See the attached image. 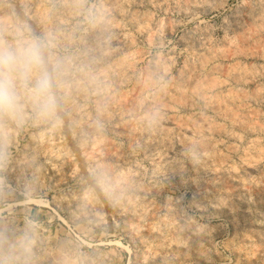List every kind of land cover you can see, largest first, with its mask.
<instances>
[{
  "label": "rangeland",
  "instance_id": "rangeland-1",
  "mask_svg": "<svg viewBox=\"0 0 264 264\" xmlns=\"http://www.w3.org/2000/svg\"><path fill=\"white\" fill-rule=\"evenodd\" d=\"M22 38L57 108L0 115V264H264V0H0V48Z\"/></svg>",
  "mask_w": 264,
  "mask_h": 264
},
{
  "label": "clouds",
  "instance_id": "clouds-1",
  "mask_svg": "<svg viewBox=\"0 0 264 264\" xmlns=\"http://www.w3.org/2000/svg\"><path fill=\"white\" fill-rule=\"evenodd\" d=\"M26 102L41 119L52 118L57 108L44 45L22 38L16 46L0 48V115L19 122Z\"/></svg>",
  "mask_w": 264,
  "mask_h": 264
},
{
  "label": "bare ground",
  "instance_id": "bare-ground-1",
  "mask_svg": "<svg viewBox=\"0 0 264 264\" xmlns=\"http://www.w3.org/2000/svg\"><path fill=\"white\" fill-rule=\"evenodd\" d=\"M203 55H204V54H203ZM203 57H204V56H203ZM206 57H207V56H206ZM199 58H201V61H202V62L204 61V59L202 60V56H200ZM207 60H209V59H207ZM207 60H206V61H207ZM204 62H205V61H204ZM208 62H209V61H208ZM200 63H201V62H200ZM209 63H210V62H209ZM203 65H204V64L202 63L201 66H203ZM205 65H207V63H206ZM211 65H212V64H211ZM195 66H196V65H195ZM199 67H200V66H199ZM209 67H210V66H208V68H209ZM190 68H191V67H190ZM190 68H188V70H189ZM196 68H197V66H196ZM214 68H215V67H214ZM214 68H211V70H214ZM230 68H231V67H230ZM233 68L235 69V67L232 66V68H231L232 71L234 70ZM236 68H237V67H236ZM241 68H242V67H241ZM192 69H193V70L190 69L191 71H193V73H192L191 75H193V74H194V75L197 74V72L194 73V70H195V69H194V68H192ZM216 69H217V68H216ZM228 69H229V67H228ZM228 69H225V72H226V70H228ZM238 69H239V68H238ZM242 69H243V68H242ZM188 70H187V71H188ZM197 70H200V68L197 69ZM205 70H206V69H205ZM231 70H230V71H227V72H228V73H229V72L231 73ZM239 70H241V69H239ZM239 70H236V71H237V72H240ZM244 70H245V69H244ZM184 71H186V70H184ZM191 71H190V72H191ZM201 71H202V70H201ZM207 71H208V70H207ZM207 71L204 72V70H203V72L206 73V74H207ZM217 71H218V70H217ZM221 71H222V69H221ZM182 72H183V71H182ZM227 72H226V75H227ZM234 72H235V70H234ZM241 72L244 73L245 71H241ZM247 72H248V71H247ZM209 73H211V72H209ZM209 73H208V75H209ZM214 73H215V72H213V74H214ZM235 73H236V72H235ZM181 74H184V73H181ZM181 74H179V76H180ZM186 74H187V73L185 72L184 75H186ZM232 74H233V73H232ZM239 74H240V73H239ZM245 74H246V77H247V73H245ZM245 74H244V75H245ZM198 75H200V72H199ZM208 75H207V76H208ZM214 75H215V74H214ZM248 75H250V73H249ZM228 76H229V75H228ZM240 76H241V75H240ZM196 77H198V76H196ZM196 77H194L193 79H195ZM202 77H203V76H201V78H200V80H202L201 83H202L203 81H204V83H205V82H209V81H211V82L213 83V82H214L213 79L215 80V78H213V75H212V74H211V76H210L212 79H210V80L207 79V80L205 81V79L203 80ZM208 77H209V76H208ZM214 77H215V76H214ZM234 77H235V75L233 76V78H234ZM246 77H245V78H246ZM187 78H189V79H188V80H189V82H188V86H189V84H191V83H190L191 80H190V77H189V73H188ZM187 78H186V79H187ZM205 78H206V75H205ZM229 78H230V77H229ZM233 78H230V79L233 80ZM152 79H153V78H152ZM227 79H228V78H227ZM230 79H229V80H230ZM154 80H156V79H154ZM195 80L197 81L198 79H195ZM195 80H192V81H195ZM150 81H153V80H150ZM237 81H238V80H237ZM237 81H236V82H237ZM239 81H240V80H239ZM241 81H242V80H241ZM102 82H103V81H102ZM185 82H187V81H185ZM198 82H199V81H198ZM211 82L209 83L210 85H212ZM218 82H220V81H218ZM236 82H235V83H236ZM151 83H153V85H154V81L151 82ZM151 83H150V85H151ZM155 83H156V82H155ZM174 83H175V81H174ZM214 83H217V80H215ZM214 83H213L214 87L217 86V85L214 84ZM221 83H222V82H221ZM240 83H241V82H240ZM146 84H147V83H146ZM146 84H144V85H146ZM156 84H157V83H156ZM202 84H203V83H202ZM202 84L199 85L198 83H193V84H191V85L189 86V89H190V87L192 88V90H193L192 92H193V93L198 94V97L201 96L200 98H203L202 95H203V92H205V91L201 92V89H202L203 87L205 88L206 86H209L208 83H207V85H204V86H202ZM219 84H220V83H219ZM219 84H218V85H219ZM236 84H237V83H236ZM144 85H143V86H144ZM172 85H174V84H172ZM172 85H171V86H172ZM176 85H178V84H177V81H176ZM180 85H182V84L180 83ZM183 85H184V84H183ZM220 85H222V84H220ZM201 86H202V88H201ZM145 87H146V88H149V85H148V87H147V86H145ZM177 87H178V86H177ZM177 87H176V88H177ZM182 87H183V86H182ZM211 87H213V86H209V87H208V90H209V88H210L211 90H213ZM219 87H220V86H219ZM176 88H175V87L173 88V90L175 89L176 97H178V99H179L180 97H182V99H184V100H188V97H187V99H185V96H188V94H186V91H187V90H184L185 92H182V90L184 89V87H183V89H182L181 91H179V89H180L181 87H178L179 89H178V91H176ZM204 88H203V89H204ZM217 88H218V87H217ZM220 88H221V87H220ZM143 89H145V88H143ZM185 89H186V84H185ZM160 90H161V89H159V91H160ZM204 90H205V89H204ZM219 90H220V89H219ZM237 90H238V89H237ZM237 90H236V91H237ZM104 91H105V90H104ZM159 91H158V92H159ZM162 91L164 92L165 90H162ZM206 91H207V90H206ZM229 91H230V93H231L232 89L228 90V92H229ZM236 91H234V92H236ZM160 92H161V91H160ZM178 92L181 93V95H179ZM187 92H189V91H187ZM208 92H209V91H208ZM210 92H211V91H210ZM216 92H217V91L215 90V93H216ZM219 92H221V90H220ZM234 92H233V93H234ZM242 92H243V91H242ZM244 92H246V91L244 90ZM261 92H262V91H261ZM173 93H174V92H173ZM213 93H214V92H213ZM230 93H229V94H230ZM246 93H248V92H246ZM258 93H259V96H261V95L264 94V93L262 94V93H260V92H257V95H258ZM159 94L161 95V93H159ZM175 94H174V95H175ZM177 94H178V95H177ZM196 94H195V95H196ZM199 94H202V95H199ZM211 94H212V93H210V95H211ZM217 94H218V92H217ZM219 94H220V93H219ZM223 94L225 95V93H223ZM223 94L221 93L222 98H223ZM229 94H227V95H228L227 98H229ZM231 94H232V93H231ZM260 94H261V95H260ZM155 95H156V94H155ZM172 95H173V94H172ZM190 95H191V94H190ZM192 95H193V94H192ZM208 95H209V94H208ZM210 95H209V96H210ZM227 95H226V96H227ZM240 95H241V93H240ZM250 95H252L253 100H256V98H255L256 93H254V95H253V93L250 94ZM257 95H256V97H258ZM157 96H158V95H157ZM203 96H204V95H203ZM213 96H214V95H213ZM233 96H234V95H233ZM236 96H237V95H236ZM236 96H234V97L237 98V100H238V99H239V100L241 99V98H238V97H236ZM154 97H155V96H154ZM160 97H161V96H160ZM176 97H174V98H176ZM219 97H220V96H219ZM219 97H216V95L214 96V98H217V99H218ZM244 97H246V96H244ZM250 97H251V96H250ZM158 98H159V97H158ZM189 98L194 99V98H192V97H189ZM204 98H205V97H204ZM209 98H210V97H208V99H209ZM211 98H212V96H211ZM227 98L224 97V99L227 100V102H226V101L223 102V103H224V106H225V102H226V104H228L229 101H230V100H228ZM232 98H233V97H232ZM242 98H243V97H242ZM254 98H255V99H254ZM261 98H262V97H261ZM263 98H264V95H263ZM263 98H262L261 100H263ZM126 99H127V98H126ZM159 99H160V98H159ZM176 99H177V98H176ZM178 99H177V100H178ZM180 99H181V98H180ZM212 99H213V98H212ZM217 99H216V100H217ZM220 99H221V97H220ZM230 99H231V96H230ZM233 99H234V98H233ZM233 99L231 100V102H233ZM243 99H244V98H243ZM258 99H260V98L258 97ZM139 100H140V99H139ZM149 100H150V99H149ZM157 100H158V99H156V101H157ZM200 100H201V99H200ZM202 100H203V101H202ZM202 100H201V101H202V103H203V102H204V99H202ZM206 100H207V98H206ZM209 100H210V99H209ZM209 100H207L208 103H209ZM213 100H214V99H213ZM218 100H219V99H218ZM222 100H223V99H222ZM237 100H234V102H236ZM239 100H238V101H239ZM244 100H245V99H244ZM246 100H247V98H246ZM248 100H249V99H248ZM129 101H130V99H129ZM150 101H151V100H150ZM150 101H149V102H150ZM154 101H155V100H154ZM174 101H175V100H174ZM180 101H181V104H182V101H183V100L175 101L174 104H176V103L179 102V104H177V105L180 106V105H181V104H180ZM192 101H193V100H192ZM195 101H196V100H194V102H195ZM207 101H206V102H207ZM214 101H215V100H214ZM220 101H221V100H220ZM241 101H242V100H241ZM256 101H257V100H256ZM125 102H127V101L124 100V103H125ZM142 102H144V101L142 100ZM151 102H152V101H151ZM151 102L148 103V104H150V106H151ZM160 102H161V101L156 102V103H157V104L159 103V105H162V103L160 104ZM186 102H188V101H186ZM194 102L192 103L191 100H190L189 105H190L191 103H192V104H195ZM211 102H213V101H211ZM211 102H210L209 108H210V106L213 104V103L211 104ZM215 102H216V101H215ZM215 102H214V103H215ZM218 102H219V101H218ZM218 102H217V104H216V103L213 104L214 106H216V107H214V108H217V109H218L219 107L222 108V107H221V106H222V105H221L222 102H221V103H220V102L218 103ZM133 103H134V102H133ZM172 103H173V102H172ZM208 103H205V105L208 106V105H207ZM247 103H248V102H247ZM135 104L138 105V102L135 103ZM154 104H155V103H154ZM157 104H156V106L159 107V105H157ZM184 104H185V102H184ZM184 104H182V105H184ZM186 104H187V103H186ZM196 104H197V103H196ZM218 104H220L221 106L219 105V107H217ZM239 104H240V103H239ZM137 105H136V107H137ZM139 105H140V104H139ZM152 105H153V104H152ZM163 105H165V104H163ZM167 105H168V103H167ZM242 105H243V102H242ZM242 105H241L240 107H242ZM244 105H246V104L244 103ZM147 106H148V105H147ZM190 106H191V105H190ZM206 106H205V107H206ZM224 106H223V108H224ZM227 106H228V105H227ZM236 106H238V102H237V104H236L235 106H234V103H233V106H232V107L230 106V107H231L230 109H232V108L234 107L233 109L235 110V107H236ZM65 107H66V106H65ZM67 107H70V106H67ZM134 107H135V105H134ZM164 107H165V106H164ZM180 107H181V106H180ZM182 107H183V106H182ZM185 107H186V105H185ZM238 107H239V106H238ZM238 107H237V108H238ZM70 108H71V107H70ZM140 108L142 109L143 107H140ZM140 108H139V109H140ZM148 108H149V111H151V110H150L151 107H148ZM148 108H147V109H148ZM156 108H157V107H156ZM211 108L213 109V106H211ZM220 108H219V110H220ZM227 108H228V107H227ZM227 108H224L223 110L228 112V110H230V109L228 108V110H227ZM237 108H236V109H237ZM63 109H64V108H63ZM67 109H68V108H67ZM143 109H144V108H143ZM147 109H145V110H143V111H145V113H149V112H146ZM225 109H226V110H225ZM71 110H72V108H71ZM159 110H160V109H159ZM159 110H158V111H159ZM242 110H243V109H242ZM242 110H241V112H243ZM152 111H153V108H152ZM154 111L157 112V109L154 110ZM215 111H218V110H214V112H215ZM221 111H222V110H221ZM69 112H70V110H69ZM155 112L152 113V116H153V114H155ZM218 112H220V111H218ZM230 112H232V110H231ZM237 112H238V111H236V112L233 111L232 113H236V114H231V113H229L230 115H228L227 113H225V112H223V111H222L221 113H223V114L225 113V115H223V116H226V114H227L228 116H230V118H231V116L233 115V118H231V120H232V119L236 120V119H235L236 117H237V120H238V116H239L240 114L237 116ZM241 112L239 111L238 113H241ZM62 114H63V113H62ZM149 114H150V113H149ZM219 114H220V113H219ZM147 115H148V114H147ZM147 115H146V116H147ZM234 115H235V116H234ZM242 115H243V114H242ZM242 115H241V116H242ZM154 116H155V115H154ZM221 116H222V115H221ZM243 116H244V115H243ZM243 116H242V117H243ZM245 116H246V115H245ZM148 117L151 118V115L148 116ZM173 117H174V116H173ZM203 117H204V116H203ZM203 117H201V118H203ZM205 117H206V116H205ZM162 118H163V117H162ZM226 118H227V116H226ZM239 118H240V117H239ZM160 119H161V118H159V120H160ZM179 119H180V118H179ZM179 119H178V120H179ZM191 119L194 120L193 118H191ZM205 119H206V118H205ZM242 119H244V118H242ZM148 120H149V119H148ZM151 120H152V122H153V118H152ZM154 120H155V119H154ZM178 120H177V123L179 122ZM183 120L185 121L186 118H185V119L181 118L180 121L182 122ZM189 120H190V119L188 118L186 121L188 122ZM192 120H190V121H192ZM160 121H161V120H160ZM160 121H154V123H155V122H159V123H160ZM173 121H174V119H173ZM184 121H183V122H184ZM190 121H189V122H190ZM195 121H196V120H195ZM198 121H199V120H198ZM200 121H201V120H200ZM200 121H199V122H200ZM203 121H204V120H203ZM240 121H241V120H240ZM175 122H176V121H175ZM183 122H182V124H183ZM187 122H186V123H187ZM209 122H210L209 120H208V122H206V120H205V123H207L206 126H207V125H210V126H207V129H208V127L211 128V127L214 126V125L211 126L212 123L209 124ZM233 122L235 123V121H233ZM245 122H246V121H245ZM163 123H164V122H163ZM163 123H162V124H163ZM166 123H167V122H166ZM170 123H171V122H170ZM190 123H192V122H190ZM203 123H204V122H203ZM240 123H241V122H240ZM157 124H158V123H157ZM178 124H180V122H179ZM213 124H214V123H213ZM215 124H216V123H215ZM155 125H156V124H155ZM189 125H190V124H189ZM198 125H199V124L195 125V126L197 127V129H198ZM202 125H205V124L200 123V126H202ZM217 125H218V124H217ZM217 125H215V126H217ZM243 125H244V124H243ZM173 126H174V123H173ZM175 126H176V125H175ZM179 126H180V129H181V127H183L182 125H179ZM193 126H194V125H193ZM200 126H199L200 129H198V130L201 131V127H200ZM156 127H157V126H156ZM158 127L160 128L159 124H158ZM161 127H162V125H161ZM168 127H170V126H168ZM168 127H165V128L162 127L163 129L160 128V130H167L166 128H168ZM177 127H178V126H177ZM184 127H185V126H184ZM184 127H183V130H185ZM186 127L188 128V127H190V126H186ZM204 127H205V126H204ZM204 127H203V128H204ZM219 127H220V126H218V128H219ZM190 128H191V127H190ZM203 128H202V130H203V132H204V129H205L206 127H205L204 129H203ZM220 128H221V127H220ZM170 129H171V127L168 128L169 132L172 131V130H170ZM178 129H179V127H178ZM197 129H196V130H197ZM216 129H217V128H216ZM216 129H214L215 132H216ZM168 130H167V133H168ZM191 130H193V128H191ZM191 130H190V131H191ZM212 130H213V128H212ZM212 130H210L211 133L213 132ZM205 131L209 133V130L207 131V130L205 129ZM217 131H218V130H217ZM158 132H159V131H158ZM191 132H193V131H191ZM201 132H202V131H201ZM201 132H200V133H201ZM203 132H202V133H203ZM223 132H227V131H222V130H221V133H223ZM183 133H184V132H183ZM193 133H194V132H193ZM193 133H192V134H193ZM196 133L199 135L198 132H196ZM216 133H217V132H216ZM218 133H220V129H219ZM224 134H225V133H224ZM194 135H195V134H194ZM196 136H197V135H196ZM199 136H200V135H199ZM206 136H207V135H206ZM186 137H187V136H186ZM210 137H211V136H210ZM188 138H189V137H188ZM194 138H195V137H194ZM194 138H193V139H194ZM199 138L201 139V137H199ZM199 138H197V139H199ZM207 138H208V137H207ZM189 139H190V141H189V140H188V141L192 143V140H193V139H192V138H189ZM191 139H192V140H191ZM203 139H204V137H203ZM210 140H211V139H210ZM213 140H214V138H213ZM217 140H218V139H217ZM217 140H216V141H213V145H214L215 142H216V144H217V142L220 143V142L217 141ZM200 141H201V140H200ZM186 142H187V140H186ZM201 142H202V141H201ZM207 142H208V141H207ZM207 142H205V143H207ZM211 142H212V141H211ZM257 143H258V142H257ZM209 144H210V142H209ZM259 144H260V143H258V145H259ZM186 145H187V143H186ZM194 145H196V144H194ZM194 145H193V146H194ZM198 145H199V144H198ZM203 145H204L206 148L211 147V146H208V147H207L206 144H203ZM207 145H208V144H207ZM250 145H251V144H250ZM258 145H257V149H258V147H262L261 144H260V146H258ZM180 146H181V145H180ZM190 146H191V145H190ZM193 146H192V147H193ZM201 146H202V145H201ZM215 146H217V145H215ZM229 146H231V145H229ZM248 146H249V145H248ZM255 146H256V145H255ZM255 146H254V147H255ZM188 147H189V146H188ZM220 147H221V146H220ZM220 147H218V148H220ZM227 147H228V146H227ZM249 147H250V146H249ZM193 148H195V147H193ZM200 148H201V147H200ZM215 148H216V147H215ZM218 148H216V149L218 150V152L222 151V150H219ZM224 148H226V147H224ZM228 148H229V147H228ZM228 148H227V149H228ZM231 148H232V146H231ZM231 148H230V150H231ZM233 148H234V147H233ZM233 148H232V149H233ZM262 148L264 149V147H262ZM202 149H203V148H202ZM202 149H201V151L204 153V151H203ZM209 149H210V148H209ZM227 149H225V150H227ZM255 149H256V148H255ZM259 149H260V148H259ZM259 149H258V150H259ZM212 150H213V149H212ZM230 150H229V151H230ZM209 151L211 152V150H209ZM229 151H228V153H229ZM232 151H234V150H232ZM235 151H236V150H235ZM244 151H245V150H244ZM259 151H260V150H259ZM202 152H201V153H202ZM212 152H213V151H212ZM215 152L218 153L217 151H215ZM250 152H252V151H250ZM260 152H262V153L264 154L263 151H260ZM260 152H259V153H260ZM194 153H195V152H194ZM208 153H209V152H208ZM223 153H224V152H223ZM243 153H244V152H243ZM245 153H247V152H245ZM252 153H254L255 155H257V154H256L257 152L255 153L254 150H253ZM259 153H258V154H259ZM211 154H212V153H211ZM221 154H222V153H221ZM224 154L227 155L228 157H229V155H231L230 153L227 154V152L224 153ZM248 154H251V153L248 152ZM214 155H215V154H214ZM218 155H220V153H219ZM204 156H206V155H204ZM227 156L225 157L226 159L228 158ZM252 156H253V155H252ZM206 157H207V156H206ZM212 157H213V156H212ZM216 157H218V156H216ZM220 157H221V156H220ZM245 157H246V156H245ZM247 157H248V155H247ZM259 157H260V156H259ZM259 157L254 156L255 159H257V158H259ZM223 158H224V156H223ZM225 158H224V159H225ZM250 158H252V157H250ZM250 158H249V161L253 159V158H252V159H250ZM221 159H222V158H221ZM242 159H243V160H246V158H244V157H243ZM255 159H254V160H255ZM247 160H248V159H247ZM254 160H252V161H254ZM257 160H258V159H257ZM249 161H248V162H249ZM255 161H256V160H255ZM82 162H84V161H82ZM250 162H251V161H250ZM250 162H249V163H250ZM244 163H245V162H244ZM249 163L246 162V165L249 164ZM252 163H255V162H252ZM220 164H222V160L220 161ZM256 164H257V163H256ZM256 164H255L254 166H256ZM244 165H245V164H244ZM249 165L252 167V164H249ZM200 167H201V166H200ZM200 167H199V168H200ZM245 167H246V166H245ZM219 169H220V168H219ZM219 169L217 168V170H219ZM231 169H232V168H231ZM233 169H235V168L233 167ZM233 169H232V170H233ZM236 169H237V167H236ZM247 169H248V167H247ZM249 169H250V168H249ZM252 169H253V171H254V168H252ZM252 169H250V170H252ZM90 170H91V169H90ZM92 170H93V169H92ZM217 170H216V171H217ZM222 171H223V170H222ZM224 171H225V170H224ZM237 172H238V170H237ZM243 172H244V171H243ZM249 172H250V171H249ZM251 172H252V171H251ZM225 173H226V172H225ZM93 174H94V173H93ZM215 174H216V173H215ZM238 174H239V172H238ZM233 175H234V174H233ZM240 175H241V174H240ZM240 175H239V176H240ZM247 175H248V174H247ZM247 175H246V176H247ZM218 176H219V175H218ZM236 176H237V175H236ZM246 176H245V177H246ZM93 178H95V176H94ZM261 178H262V177H261ZM232 179H233V176H232ZM239 179H240V178H239ZM241 179H243V178L241 177ZM98 180H99V179H98ZM233 180H234V179H233ZM248 181H249V179H248ZM250 181H251V179H250ZM255 181H256V180H255ZM255 181H254V183H255ZM261 181H262V180H261ZM259 182H260V181H259ZM262 182H263V181H262ZM99 183H100V182H99ZM128 183H129V182H128ZM240 183H242V185H243L244 183H246L245 179L243 180V182L241 181ZM102 184H103V182H102ZM102 184H100V185L103 186ZM104 184H105V183H104ZM251 184H252V182H251ZM247 185H248V184H247ZM247 185H245V186H247ZM258 185H259V184H258ZM260 185H261V184H260ZM262 185H263V184H262ZM249 186H250V185H248V187H249ZM254 187H255V186H254ZM104 188H105V186H104ZM256 188H257V187H256ZM102 189H103V188H102ZM106 189H107V188H106ZM262 189H263V188H262ZM100 191H101V190H100ZM104 192H105V189H104ZM107 193H109L108 189H107ZM105 194H106V193H105ZM108 195H109V194H108Z\"/></svg>",
  "mask_w": 264,
  "mask_h": 264
}]
</instances>
